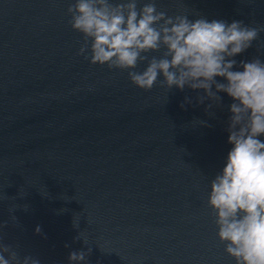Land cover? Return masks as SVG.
Wrapping results in <instances>:
<instances>
[{"label":"water","instance_id":"1","mask_svg":"<svg viewBox=\"0 0 264 264\" xmlns=\"http://www.w3.org/2000/svg\"><path fill=\"white\" fill-rule=\"evenodd\" d=\"M69 2L0 0V238L39 264H77L69 252L89 248L78 264H234L206 203L233 147V99L144 90L127 71L90 64ZM157 6L260 29L231 59L240 71L264 62V0Z\"/></svg>","mask_w":264,"mask_h":264},{"label":"clouds","instance_id":"2","mask_svg":"<svg viewBox=\"0 0 264 264\" xmlns=\"http://www.w3.org/2000/svg\"><path fill=\"white\" fill-rule=\"evenodd\" d=\"M66 14L83 39L77 54L90 64L127 71L137 88L150 90L159 82L169 90H203L198 103L218 104L219 92L233 99L227 127L233 147L209 181L206 203L234 264H264V141L257 138L264 136V62L240 61V71L231 59L251 46L260 29L240 21H190L184 13L158 8L157 0H70ZM90 251H71L68 260L78 264ZM0 264L39 261L0 238Z\"/></svg>","mask_w":264,"mask_h":264}]
</instances>
